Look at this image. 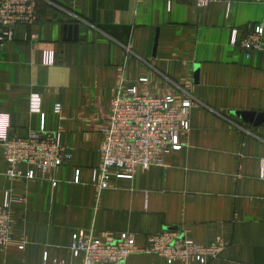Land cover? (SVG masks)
<instances>
[{
  "label": "crops",
  "instance_id": "crops-1",
  "mask_svg": "<svg viewBox=\"0 0 264 264\" xmlns=\"http://www.w3.org/2000/svg\"><path fill=\"white\" fill-rule=\"evenodd\" d=\"M250 24L264 28V0L204 8L179 0H39L34 23L15 27L0 46V114L10 135L60 132L72 157L46 171L19 163L35 178H12L0 145V205L13 199L14 239L0 247V264H82L70 248L75 234L110 243L128 233L146 248L168 229L205 246L222 237L225 247L206 263L137 252L126 264H264V121L235 115L264 113V48L248 53L233 43L234 31ZM132 86L190 99V129L180 133L181 149L133 178L111 169L101 189L94 171L111 106ZM33 94L40 113L31 111Z\"/></svg>",
  "mask_w": 264,
  "mask_h": 264
},
{
  "label": "built area",
  "instance_id": "built-area-1",
  "mask_svg": "<svg viewBox=\"0 0 264 264\" xmlns=\"http://www.w3.org/2000/svg\"><path fill=\"white\" fill-rule=\"evenodd\" d=\"M39 0H0V46L4 40L14 38L17 26H31L37 18ZM169 2L173 0H168ZM198 8L221 0H179ZM264 28L248 25L240 35L236 29L233 43L240 44L246 52L264 48ZM32 34L30 38H37ZM249 55V54H248ZM45 62L53 63V52L45 53ZM146 81V78H142ZM31 111L41 112V97L31 96ZM193 102L189 99L176 101L172 96H157L141 93L134 86L120 89L112 103L109 126L105 129L103 146L104 159L94 171L99 188L109 186L111 169H123L119 177L133 178L137 168H147L161 162V155L183 147L180 133L190 129V114ZM55 111L60 113L61 106ZM8 116L0 114V145L4 149L9 165L8 175L12 178H35V170L46 171L59 167L72 157L71 149L63 143L58 131H31L28 137L10 135ZM19 163L33 166L26 174L16 168ZM56 184V183H54ZM13 199L7 195L0 205V247L6 248L14 239L12 235ZM225 243L218 237L211 245H201L180 230L168 229L149 237V245L140 248L133 235L122 233L110 243H104L92 236L74 235L71 251L82 255V264H126L133 253H156L168 263L195 259L201 263L218 258ZM23 248V245H21ZM56 264H65L63 261Z\"/></svg>",
  "mask_w": 264,
  "mask_h": 264
},
{
  "label": "water",
  "instance_id": "water-1",
  "mask_svg": "<svg viewBox=\"0 0 264 264\" xmlns=\"http://www.w3.org/2000/svg\"><path fill=\"white\" fill-rule=\"evenodd\" d=\"M235 115L242 120L254 123L255 125L264 121V113L236 112Z\"/></svg>",
  "mask_w": 264,
  "mask_h": 264
}]
</instances>
